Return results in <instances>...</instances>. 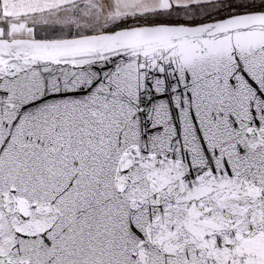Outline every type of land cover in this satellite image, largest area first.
Listing matches in <instances>:
<instances>
[{"label": "snow or ice", "instance_id": "snow-or-ice-1", "mask_svg": "<svg viewBox=\"0 0 264 264\" xmlns=\"http://www.w3.org/2000/svg\"><path fill=\"white\" fill-rule=\"evenodd\" d=\"M0 264H264V0H0Z\"/></svg>", "mask_w": 264, "mask_h": 264}]
</instances>
